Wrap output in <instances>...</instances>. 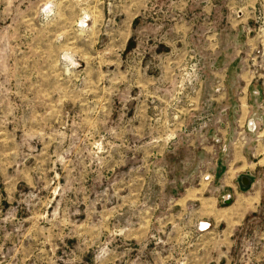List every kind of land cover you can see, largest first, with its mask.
<instances>
[{
  "label": "rangeland",
  "instance_id": "obj_1",
  "mask_svg": "<svg viewBox=\"0 0 264 264\" xmlns=\"http://www.w3.org/2000/svg\"><path fill=\"white\" fill-rule=\"evenodd\" d=\"M262 29L264 0H0V264H264V208L208 203Z\"/></svg>",
  "mask_w": 264,
  "mask_h": 264
},
{
  "label": "crops",
  "instance_id": "obj_2",
  "mask_svg": "<svg viewBox=\"0 0 264 264\" xmlns=\"http://www.w3.org/2000/svg\"><path fill=\"white\" fill-rule=\"evenodd\" d=\"M261 31L263 36H258L254 43L264 52V29ZM257 66L253 56L242 64L237 76L240 89L234 96L237 104L223 107L226 115L223 122L209 131L219 150L210 176L216 195L208 203L215 212L230 215V224L235 225L260 207L264 208V68L262 71ZM227 95L232 98L231 90ZM227 197L232 201L221 209Z\"/></svg>",
  "mask_w": 264,
  "mask_h": 264
},
{
  "label": "built area",
  "instance_id": "obj_3",
  "mask_svg": "<svg viewBox=\"0 0 264 264\" xmlns=\"http://www.w3.org/2000/svg\"><path fill=\"white\" fill-rule=\"evenodd\" d=\"M227 202H231V198L230 197H228ZM208 229H209V224H207V223L206 224H201L200 227H199V231H201V232H205Z\"/></svg>",
  "mask_w": 264,
  "mask_h": 264
}]
</instances>
